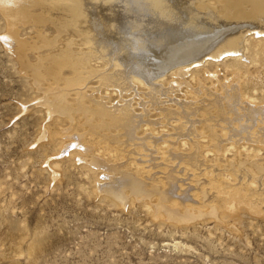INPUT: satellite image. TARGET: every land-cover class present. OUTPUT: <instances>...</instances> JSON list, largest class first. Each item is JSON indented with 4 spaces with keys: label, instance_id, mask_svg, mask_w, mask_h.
<instances>
[{
    "label": "rangeland",
    "instance_id": "rangeland-1",
    "mask_svg": "<svg viewBox=\"0 0 264 264\" xmlns=\"http://www.w3.org/2000/svg\"><path fill=\"white\" fill-rule=\"evenodd\" d=\"M149 15L132 12L142 30L153 36L159 24ZM13 26L20 39V53L3 41L8 23L0 8V264H264L263 34L248 32L237 53L207 56L156 75L153 81L159 90L157 101L151 103L147 83L138 76L120 92L111 83H101L98 77L114 69L115 64L108 65L97 57H91L81 70L82 79L75 88L65 84V78L72 75L67 66L62 68L60 78L47 74L36 81L33 63L43 71L48 56L70 38L74 52H87L89 44L84 36L70 31L49 43L53 36L50 24H34L30 19L15 21ZM89 67L93 71L87 73ZM47 87L66 97L65 111L47 113L41 101ZM235 92L239 95L237 109L228 107ZM216 96L225 104L221 116L212 104L209 112L205 109ZM180 100L186 110L193 109L187 118L193 121L191 133H184L190 123L181 112ZM99 102L115 107L111 120L116 122L105 117L104 122H110L102 125L104 107ZM125 102L130 103L134 114L131 133H126L116 119L118 106ZM247 103L254 105L249 119L245 116L250 112L246 111ZM194 143L197 158L202 160L200 167L189 162ZM169 164L180 166L170 174L181 178L175 194H180V187L190 189L191 184L197 187L190 190L194 197L198 194L208 199L200 206V214L175 219L155 211L150 202H144L145 197L120 203L97 188L106 175L124 170L145 178L148 186L151 182L150 186L161 188L164 183L165 187ZM233 167L238 171L233 172ZM212 172L217 180L211 178ZM226 179L240 188L239 196H230L227 201L214 187ZM248 186L255 188L252 191ZM150 195L155 197L156 191ZM172 196L174 208L177 199ZM185 202L186 207L197 203ZM177 205L175 208H180ZM214 206L224 211L222 219L212 212Z\"/></svg>",
    "mask_w": 264,
    "mask_h": 264
},
{
    "label": "bare ground",
    "instance_id": "bare-ground-1",
    "mask_svg": "<svg viewBox=\"0 0 264 264\" xmlns=\"http://www.w3.org/2000/svg\"><path fill=\"white\" fill-rule=\"evenodd\" d=\"M128 4H130V7L132 9L128 8ZM0 8L4 12V15L6 16L7 23H8V33L3 36V41H5L7 43V46L11 47V49L15 50L17 53H20L18 49L20 45V39L15 34L13 25L15 21H18L21 19L22 20L30 19L34 22V24L35 23L50 24L51 29L53 31L52 33L53 36L50 39H48L49 43H54L57 39H59V37H61L63 32L70 31L72 33H75L76 35L84 36L86 38V41L89 44L87 52L81 51L80 49L74 52L71 47L72 40L70 38L69 41L66 40L68 42L64 43L61 49H59L57 52L54 51L55 53L53 52L48 56L47 63H46L47 65L43 67V71H40L39 66L37 64L34 66L35 63H33L32 75L34 76V79L36 81H38V79L43 78L44 77L43 75H47V74L51 75L53 78H58L59 74L62 73L61 72L62 68L67 66V67H70L71 69L70 72H72L71 73L72 75L70 77L66 76L67 77L65 78L66 86L73 87L76 85H80L78 83H80L81 82L80 80L82 79L81 70L87 67L86 65L91 57H97L102 60L105 59L106 61L105 63L108 65L111 63L115 64L114 69L108 72L105 71L100 77H98L101 83L103 84L111 83L120 92L125 89L127 90V88L130 86L132 82V78L138 76V78L140 77L141 79H143V82L147 83V89H148L147 95L151 103L157 101L155 94L159 90V85H156L157 82L153 81V78L156 75H159L160 73L164 72L166 69L171 68L173 66L182 65L189 61H193L197 59L202 60L207 56L212 57V58H218L223 53H227V54L237 53L242 47V40L244 39V36L248 32L253 33L255 35H258V34L264 35V0H0ZM133 11L138 12V13L142 11L150 13L149 15L150 19L155 18V20L159 24L158 31H155L156 33L153 36H150L149 34L147 35V33H145L142 30V25L140 24L139 19L132 17ZM10 27H12L13 30L12 28L10 30ZM20 58H21V54H20ZM180 70H182V68H180L178 71ZM92 71H93L92 67H89L88 69H86L87 73H90ZM49 77L50 76H48V78ZM50 88L47 87L43 89L44 95L41 99V101L47 108V113L51 114V112L57 111V110L65 111L67 107H66V104H64V99L66 97L63 99V95L61 92L59 93L57 92L58 94L55 92H51V90H49ZM81 94L82 93H79V96H81ZM238 96H239L238 93L236 94L235 92L234 99L231 98L232 104L228 105L229 108H234L236 106L235 103H236ZM222 100L220 96L214 97V99L210 101L211 103L208 102V105L205 106V109L209 112L211 108V104H212V106H214L213 109H216V114L221 116L222 113L225 112L224 110L225 104H223L224 102ZM238 101L240 102L239 99ZM178 103L181 105L182 114L186 116L185 120H188L190 123L186 126L187 131H185L184 133H191V131L194 128L193 127L194 125H192L193 121L187 118H189L188 117L189 112H192L193 109L190 108L189 110H186L185 104L181 100L178 101ZM70 105L71 104L69 103V106ZM99 105L104 107V105L101 104L100 102H99ZM129 105L130 103L128 104L126 102L119 105L118 108L120 111L119 112L117 111L119 113V116L116 117L118 122L119 121L122 122L123 126L125 127L124 130L126 129V133L132 132L131 130L134 127V121H135L134 114ZM79 107H80V104H79ZM252 107L249 106L247 103L246 111H250V112L245 114L246 119H249L250 118L249 116H253ZM114 108L115 107L113 108L104 107V109H102L104 112V115H103L104 118L101 119L102 125L103 124L107 125L106 123L110 121L116 122V120H111L114 118L113 113H116V112H113ZM241 111L242 110H240V113ZM229 115H226V116H228L229 118L230 117ZM204 116L206 115H203V117ZM105 117L109 119L110 121L107 120L106 122H104V119H106ZM88 118L90 117L88 116ZM141 119H144V117ZM97 120L99 121V118ZM183 124L181 125L183 126ZM133 135H134V132H133ZM78 139L79 138L77 137V141ZM77 141L73 142V144H76ZM142 143L144 144V142ZM150 144H151V141H150ZM107 147H109V145ZM173 147L174 146H172V148ZM193 147H195L193 153L188 155L191 159L189 160V162L190 164L196 167H200L202 164V160H199L197 158L198 157V152L196 149L197 144L194 143ZM116 150L117 149H115V152ZM108 153L110 154V152ZM118 153L121 154V152H118ZM128 154H131L130 150ZM172 155L180 156L182 158L185 157L182 154H172ZM94 156L95 155H93V157ZM112 156L115 157V154ZM139 156H142V155H139ZM94 159L95 158H92L91 161L95 163L96 165V161ZM180 163L178 162V164ZM178 164H173V165L169 164L170 166H168V171L165 174L170 175L171 173H173ZM138 165H136V168ZM180 165H182V163ZM114 166H117V165H114ZM179 167L180 166L178 165V169ZM216 167L217 165L216 166L214 165L213 169H216ZM102 169H99V170H102ZM158 169H161V168H158ZM188 169H191V168H188ZM231 169L233 172L238 171L234 167ZM137 170H140V169H137ZM149 171L147 174H149ZM190 171H193V168ZM119 172L120 173L118 175H113L114 172L111 176L106 175V180L98 182L97 188L99 191H103L105 194L113 195V197L115 199H118L120 203H125L127 199H130V198L132 199V197L134 198L145 197V201L144 200L142 201L148 202V203L150 202V205L152 204L154 206L155 211H158L165 216H170V217L180 220L186 217H190L191 215L193 216L196 214H200L203 211V209H201L200 206L202 207L203 202L208 200V199L202 198V196L198 194L196 195V197H194V195L190 193V190L192 187L194 188H197V187L191 184H188L191 186L190 189L180 187L179 188L180 194L178 193L175 194L177 191V187L179 186L177 185L178 183L177 181L178 179L181 180L180 177H173L175 176L174 175L175 173L173 174V176L170 175L169 182L168 183L166 182L165 187L163 185L164 184L163 182H162L163 184H161V182L160 183L158 182V184H161L162 186L161 187L162 189H161L160 185L154 186V187L150 186L151 182L148 186L147 185L148 183L146 182L145 178L137 177V174L135 176V175L129 174L128 173L129 171L128 172L126 171L127 172L126 173L125 170L119 171ZM212 174L213 176L211 178L214 180H217L213 172ZM174 179L175 180L177 179V180L175 181ZM154 181L157 182V180H154ZM182 181H184V179H182ZM218 186L217 187L214 186L216 190L215 192L222 194L224 196V200L226 201L230 196H239L240 188L237 187L238 183H237V186H234V184L230 183L229 180L226 179V181H223L222 184ZM247 188H249L250 190L252 189L253 191L255 187L248 186ZM154 191H156V196L152 198L150 194H152ZM173 194L175 195L177 199V202L175 205H177L179 202L178 205L180 206L178 205L177 206L180 208H183L182 212H179L180 208H175V205H174V208L172 207V204H174L175 202L173 203L172 202L173 200L170 199V197ZM173 199L175 200V198ZM185 200H188V201L190 200L191 202H197V203H191L192 204L191 206L188 205V207H186L187 201L185 202ZM224 203L226 202L224 201ZM204 205L207 207L211 206V204L209 206L207 203H204ZM214 207L215 209L213 208H212L213 210L211 209L212 212L214 213L216 217L222 219L224 211L219 209L220 206H214Z\"/></svg>",
    "mask_w": 264,
    "mask_h": 264
}]
</instances>
